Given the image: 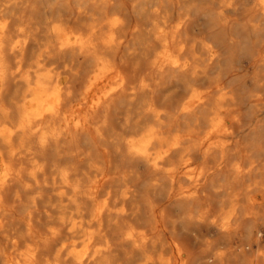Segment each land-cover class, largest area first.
Listing matches in <instances>:
<instances>
[{
  "label": "bare ground",
  "instance_id": "1",
  "mask_svg": "<svg viewBox=\"0 0 264 264\" xmlns=\"http://www.w3.org/2000/svg\"><path fill=\"white\" fill-rule=\"evenodd\" d=\"M241 28L225 0H0V264H186L176 208L212 185L222 215L259 205L264 41Z\"/></svg>",
  "mask_w": 264,
  "mask_h": 264
},
{
  "label": "clouds",
  "instance_id": "2",
  "mask_svg": "<svg viewBox=\"0 0 264 264\" xmlns=\"http://www.w3.org/2000/svg\"><path fill=\"white\" fill-rule=\"evenodd\" d=\"M225 6L232 9L233 16L242 24L241 39L247 37L250 42L264 41V0H225ZM252 167H255V164ZM222 193L221 187L212 185L203 201H199L195 206L189 205L183 210L176 208L168 215L166 222L170 225L172 233L191 241V245L185 242L186 264H230V259H235L239 264L253 244L259 248L260 244L264 243V200L254 206L235 202L230 211L222 215L219 205L213 207V194ZM189 199L199 200L196 197ZM221 234L226 241L237 239L240 244L232 249L230 256L212 255L209 259L204 255L206 241L212 242L210 253L216 249H224L227 252L229 244L218 243ZM259 255L264 256V249Z\"/></svg>",
  "mask_w": 264,
  "mask_h": 264
}]
</instances>
